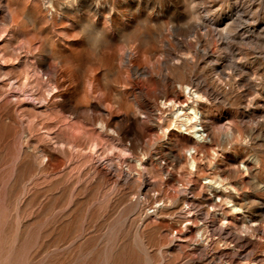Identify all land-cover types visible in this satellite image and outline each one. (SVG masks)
<instances>
[{
    "label": "rangeland",
    "instance_id": "rangeland-1",
    "mask_svg": "<svg viewBox=\"0 0 264 264\" xmlns=\"http://www.w3.org/2000/svg\"><path fill=\"white\" fill-rule=\"evenodd\" d=\"M0 264H264V0H0Z\"/></svg>",
    "mask_w": 264,
    "mask_h": 264
},
{
    "label": "bare ground",
    "instance_id": "bare-ground-1",
    "mask_svg": "<svg viewBox=\"0 0 264 264\" xmlns=\"http://www.w3.org/2000/svg\"><path fill=\"white\" fill-rule=\"evenodd\" d=\"M186 87H190L187 86ZM195 95V94H194ZM201 95V94H200ZM198 97V96H197ZM166 104V103H165ZM178 106V105H177ZM177 111L183 113L182 117L184 119V121L181 123L182 126H184L185 129H187V125H190V127H196L197 125L199 126V128L195 129L194 133L196 134V136L201 137L202 133H204L206 127L204 126L205 124L202 123V117L200 116V112L192 105H188L187 108L185 110H183L182 107L177 108ZM176 113V112H175ZM194 161L192 160L190 161V165L193 166L194 165ZM219 175V174H218ZM218 175L216 176V178L218 177ZM209 178V177H208ZM220 179V177L218 178ZM216 181V180H215ZM220 181V180H219ZM214 182V181H213ZM215 183V182H214ZM218 183V182H217ZM218 191V190H217ZM210 194V193H209ZM215 195H219L218 192L214 193ZM211 196V195H210ZM221 196V195H220ZM219 196V197H220ZM216 197V196H215ZM227 197V196H226ZM210 199V198H209ZM215 206V205H214ZM234 207H236L234 205ZM233 207V208H234ZM217 208V207H216ZM236 209V208H235ZM234 210V209H233ZM223 216V215H222ZM225 216V215H224ZM228 216V215H227ZM224 220V219H223ZM228 221V220H227ZM225 222V221H224ZM256 224V223H254ZM244 227V226H243ZM229 228V227H228ZM246 228V227H245ZM248 228V227H247Z\"/></svg>",
    "mask_w": 264,
    "mask_h": 264
}]
</instances>
